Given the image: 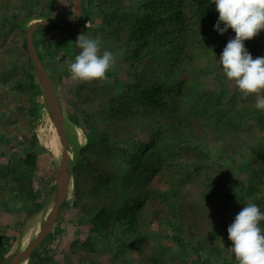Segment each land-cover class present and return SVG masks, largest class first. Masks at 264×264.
I'll return each mask as SVG.
<instances>
[{
	"label": "trees",
	"instance_id": "trees-1",
	"mask_svg": "<svg viewBox=\"0 0 264 264\" xmlns=\"http://www.w3.org/2000/svg\"><path fill=\"white\" fill-rule=\"evenodd\" d=\"M65 1L72 12L64 23L73 26L74 0ZM81 6V27L64 28L69 39L48 41L56 26L33 35L53 82L68 78L73 85L74 112L67 119L85 137L68 146L72 200L58 213L64 218L65 209H74L78 224L89 227L85 240L71 244V254L95 253L104 241L115 264H238L227 233L236 217L233 206L239 213L252 201L264 212V110L256 109L254 95L240 93L219 63L235 32L221 36L215 30L219 13L212 0H81ZM57 7V0H0V87L15 103L10 109L0 94V156L6 159L0 209L8 212L20 198L26 218L41 212L56 183L43 197L35 187L43 178L33 131L44 105L24 23L57 19ZM84 33L99 36L102 51L117 55V69L106 80L77 83L70 77L68 66L80 52L75 43ZM245 47L254 59L264 57V31ZM20 138L30 142L23 152L5 151L3 144ZM221 148L247 158L246 181L230 189L222 163L211 158ZM189 184L197 188L191 198L183 189ZM13 222L0 225V264L22 233L24 221L16 216ZM153 228L158 232L151 242ZM51 236L32 253L40 264L52 260Z\"/></svg>",
	"mask_w": 264,
	"mask_h": 264
},
{
	"label": "rangeland",
	"instance_id": "rangeland-1",
	"mask_svg": "<svg viewBox=\"0 0 264 264\" xmlns=\"http://www.w3.org/2000/svg\"><path fill=\"white\" fill-rule=\"evenodd\" d=\"M57 3H58V7L53 13L54 16L57 18L55 20L64 22L65 17L69 13H71L72 10L67 7L68 4L65 0H57ZM72 5L74 6V2L72 3ZM74 9H75V6H74ZM39 20L40 19L36 17L34 19L27 20L24 23L25 27H28L29 25H31V23L38 22ZM56 27L58 29L54 31L53 34L47 37L48 41L56 42L61 39H69L68 33L64 28L59 27V26H56ZM80 27H78L76 30H78ZM43 66L49 78L51 79L53 86L55 87L57 96L64 109L63 110L64 117L66 118V121L68 124L65 128L66 133L68 131H71L72 134L76 133L75 135H77L78 141H79V135L81 136L80 141L81 140L85 141L84 133L81 132V129L72 126L67 119V117L69 118V116L73 114L74 112L73 103L71 102L72 99L70 97L72 94L73 85L68 80V78L65 79L62 83L57 84L53 82L51 78V72H50L51 69L47 67V64L45 62H43ZM0 94L4 95L3 99H4L5 105H7L10 109L15 108V103L13 99L9 95L8 90L4 88L3 86L0 87ZM42 103H43V99H42ZM3 106L4 105L0 106V113H1V109L5 110ZM43 109L44 108H42L41 110V115H40L39 120L34 122V131H33L38 138V150H39V155H40V162H39L40 166L38 168V174H40L41 177L43 178V181H37V180L35 181V187L37 191H40L41 197L47 194V192L50 190V186L53 183H56V173L60 165V159H61V155L59 158H56L51 152V150H49L47 146L45 145L46 138H47V135H46L47 132L45 131L44 133H42V130H46V129L48 130L51 124L44 120ZM8 115L11 117V114H8ZM19 121L20 123H22L23 121L22 116L19 117ZM74 131H77V132H74ZM19 137H23V136L19 135ZM21 139L22 138H20L18 141H15L12 144H9V145L3 144L2 146L5 149V151H7L8 153H12V152L21 153L24 150V144H27V142L30 143L27 138H24L26 139L27 142H25L24 140L22 142ZM75 140L77 141V139ZM196 142H199V141L196 140ZM263 146H264V143H263ZM61 147L64 148L63 145H61ZM211 150H212V145H211ZM228 150L225 148V149H222L221 151L219 150V152L212 151L211 158L214 164H215V161L217 160H219L222 163L221 168L223 169V171H225L228 174L227 182H228V186L230 189L231 187L238 185L239 181H246L248 177V173L243 168L244 164L247 163L246 161L247 158L239 154L230 155V152H229L230 150L229 151ZM64 152L67 155V158L69 161L74 160L73 153L69 151L68 147L67 149L64 148ZM252 159H255V156H253ZM5 161H6L5 157L0 156V168L1 166L4 165ZM3 185H4V182L2 181V179H0V186H3ZM183 189L186 195L189 196L190 198L191 196L196 195L197 188L194 185L189 184L185 186ZM238 189H240V186L238 187ZM71 192H72V189H71ZM16 194L17 193L15 192L14 195ZM71 195L72 194H70V197H69L70 200H72ZM20 200L21 199L18 198L17 202L15 201L10 202L9 207H8V212L3 209H0V225H3V226L12 225L14 223L13 217H16V216L18 217L19 221L21 220L24 221V224L20 229V232L23 231V233L22 234L20 233V235L18 236V239H15L14 241L15 245L13 246L12 250L27 249V247H29L28 246L29 243H31L32 241L36 239H39L41 235V229L46 219H49L48 218L49 213H51L52 210L54 209L52 205L51 208L49 207L50 209L46 214H43L42 216L39 215L40 213L32 214L28 218H26L25 210L23 209V206H22V203L24 202H20ZM233 209L235 211V214L237 215L238 214L237 206H233ZM64 215H65L64 218L61 217L60 215L57 216L56 222L53 225L50 231V234H49L50 236L52 235L51 240L48 243L50 245L49 249H51L53 253H51L52 260L48 264H115L112 258L113 255H111L112 246H109L104 241H101L98 244L99 246L97 247L98 249L95 253L82 252L81 253L82 258H80V256L78 255L71 254L70 252L71 244L75 243L77 240H85L87 236L89 235V227L84 224L83 225L78 224L77 222L78 214L74 209H65ZM58 223H61L63 225L62 228L59 227ZM156 232H158L157 229L155 228L151 229L149 233L151 242H154V240L157 239V236L154 234ZM21 238L23 239V241H21L22 240ZM46 239L43 240V242L41 241L42 243H40L39 246H37L36 248L42 247L45 244ZM95 240L97 241V239H94V241ZM163 241L165 245L173 246L172 242L168 240L167 238H163ZM221 245L222 247L227 248L224 238H222ZM36 248H34V250ZM132 258L135 259L136 255H133ZM117 262L119 264L120 260H118ZM132 262L133 264H138V262L135 260H133ZM20 264H40V262L37 260L36 257H33L32 255H30L27 261H25L24 263L20 261Z\"/></svg>",
	"mask_w": 264,
	"mask_h": 264
},
{
	"label": "clouds",
	"instance_id": "clouds-1",
	"mask_svg": "<svg viewBox=\"0 0 264 264\" xmlns=\"http://www.w3.org/2000/svg\"><path fill=\"white\" fill-rule=\"evenodd\" d=\"M219 19L215 30L223 36L229 29L235 32L219 58L222 70L233 81L240 93L255 96V107L264 110V57H252L245 47L264 31V0H212ZM223 25V27H221ZM76 46L80 49L68 70L73 81L92 82L106 80L110 71H115L117 55L102 51L99 36L92 38L80 34ZM264 212L249 201L228 227V239L232 242L229 251L238 264H264Z\"/></svg>",
	"mask_w": 264,
	"mask_h": 264
},
{
	"label": "water",
	"instance_id": "water-1",
	"mask_svg": "<svg viewBox=\"0 0 264 264\" xmlns=\"http://www.w3.org/2000/svg\"><path fill=\"white\" fill-rule=\"evenodd\" d=\"M74 6H75V13L77 19H76V23L73 26H69L67 23L61 22L59 20L46 18V19H40L38 22L31 23V25H29L28 27H24L25 34L28 38V50L31 55L34 73L43 92V96H42L43 104L44 106H48L50 108L51 117L55 122L56 127L59 130V137H60L59 143L60 145H63L65 149H67L69 143L70 144L73 143L74 145H76L80 143V141H78V138L76 141L72 136H70L73 135L74 133L71 134L72 132L70 131L66 133L65 131V128L68 124L66 118L64 117V112H63L64 109L57 96L55 87L53 86V83L43 66V62L40 60V58L37 55L33 42V35L37 28L43 26H59L62 28H70L75 31L78 27L81 26L83 22L84 13L81 6V0H74ZM73 165H74V160L69 161L65 159V157L63 158V156L61 155L60 165L56 173V188L53 194L48 199L45 207L41 210L39 215L42 216L43 214H46L52 205L54 209L52 210L51 213H49L48 215L49 219H46L41 229V235L39 239H36L33 243H31V245L27 247V249L12 250L10 254L6 256L5 260L1 264H18L20 261L24 263L29 259L30 255L33 253L34 248L39 246V244L42 243L43 240L49 237L50 231L56 222L60 206L64 202L70 200L69 197L73 186V177H72ZM21 241H23V239Z\"/></svg>",
	"mask_w": 264,
	"mask_h": 264
},
{
	"label": "bare ground",
	"instance_id": "bare-ground-1",
	"mask_svg": "<svg viewBox=\"0 0 264 264\" xmlns=\"http://www.w3.org/2000/svg\"><path fill=\"white\" fill-rule=\"evenodd\" d=\"M43 117H44L45 121H47L48 123L51 124V126H49L48 130L47 129L42 130V133H44L45 131L47 132V134H46L47 138H46V144L45 145L47 146V148L49 150H51V152L53 153V155L56 158H59L60 155H62L63 158L65 157V159L68 160L67 155L64 152V148H62L60 143H59L60 142L59 130L56 127L55 122L53 121V119L51 117V111H50V108L48 106H44ZM34 241H32L31 243H33ZM31 243H29L28 246H30ZM18 264H20V262Z\"/></svg>",
	"mask_w": 264,
	"mask_h": 264
},
{
	"label": "flooded vegetation",
	"instance_id": "flooded-vegetation-1",
	"mask_svg": "<svg viewBox=\"0 0 264 264\" xmlns=\"http://www.w3.org/2000/svg\"><path fill=\"white\" fill-rule=\"evenodd\" d=\"M50 236V235H49ZM32 255V254H31Z\"/></svg>",
	"mask_w": 264,
	"mask_h": 264
}]
</instances>
